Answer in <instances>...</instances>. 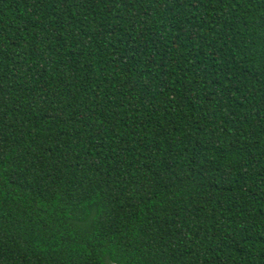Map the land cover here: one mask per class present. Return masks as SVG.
<instances>
[{
    "label": "trees",
    "instance_id": "1",
    "mask_svg": "<svg viewBox=\"0 0 264 264\" xmlns=\"http://www.w3.org/2000/svg\"><path fill=\"white\" fill-rule=\"evenodd\" d=\"M0 264H264V0H0Z\"/></svg>",
    "mask_w": 264,
    "mask_h": 264
}]
</instances>
